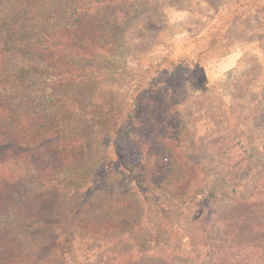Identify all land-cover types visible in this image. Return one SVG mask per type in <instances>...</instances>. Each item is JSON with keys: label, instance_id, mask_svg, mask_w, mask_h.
Listing matches in <instances>:
<instances>
[{"label": "trees", "instance_id": "obj_1", "mask_svg": "<svg viewBox=\"0 0 264 264\" xmlns=\"http://www.w3.org/2000/svg\"><path fill=\"white\" fill-rule=\"evenodd\" d=\"M65 1L71 7L0 2V256L57 264L61 251L46 245L51 232L110 241L133 235L153 201L177 214L174 224L188 243L187 257L166 254L155 243L151 251L158 246L160 264H264V187L242 197L226 185L229 174L245 167L251 148H258L259 160L264 148L233 131L213 133L197 148L184 117L189 80L175 85L172 78L186 63L196 69L216 56L222 37L198 44L189 56L164 53L156 64L138 63L128 78L124 31L152 1ZM9 52L22 56L11 74L3 65ZM33 72L39 79L28 82ZM36 82L45 86L40 99H23ZM77 83L94 90L85 106L68 93ZM34 102L43 112H29ZM85 119L97 129L100 161L93 171L80 142ZM236 139L251 142L250 153ZM110 176L120 194L102 203V215L88 214Z\"/></svg>", "mask_w": 264, "mask_h": 264}, {"label": "rangeland", "instance_id": "obj_2", "mask_svg": "<svg viewBox=\"0 0 264 264\" xmlns=\"http://www.w3.org/2000/svg\"><path fill=\"white\" fill-rule=\"evenodd\" d=\"M47 1L56 4L61 1L62 9L71 7L65 0ZM151 1L139 20H132L124 31L127 51H130L126 57L127 77L138 69V63H144L143 66L152 62L156 64L164 53L189 56L198 44L207 45L212 39L222 37V42L216 47V56L199 62L195 65L196 69L193 64L186 63L172 77L175 85L180 83L181 78L189 80L184 117H190V135L194 137L197 148L206 137L207 141L208 136L223 131H233L236 137L242 139L248 137L264 148V0ZM45 6L51 5L48 3ZM4 60L6 71L11 74L19 68L22 56L9 52ZM153 74L157 76L156 69ZM38 79L39 74L33 72L27 81ZM172 88L180 94L184 92L181 87ZM44 92L45 86L36 82L25 89L21 97L37 102ZM68 93L80 99L85 106L94 90L77 83L68 89ZM36 102L29 105L30 113L43 112V107ZM21 108H28V105L22 104ZM154 114L158 115V112ZM80 126L83 129L80 142L89 169L93 171L100 161L97 129L90 119L81 121ZM235 143L244 152H249L245 150L246 143L251 142L236 139ZM254 149L258 148H251L245 167L240 169L239 166L226 178L229 192L233 191L236 196H257L264 187V160L253 154ZM175 166L176 169L181 167L180 163ZM182 171H177V174H182ZM107 183L106 188L91 198L90 204L99 201L90 205L88 214L102 215V203L120 194L118 181L113 176L108 177ZM168 212L150 201L145 205L142 224L133 235L113 241L94 240L79 235L73 237L58 228L48 234L46 245L61 251L57 264H160L162 256L158 255L161 252L158 246L151 251L155 243H160V248L171 256H186L188 249V243L182 239V228L174 224L175 221L178 223L179 217ZM166 219L169 223L165 224L163 221ZM144 234L148 236L145 242L141 240ZM33 259H27L29 263H26V260H16L11 256L6 258L3 254L0 264H43L39 261L33 263Z\"/></svg>", "mask_w": 264, "mask_h": 264}]
</instances>
